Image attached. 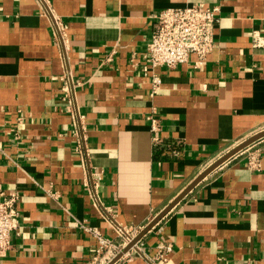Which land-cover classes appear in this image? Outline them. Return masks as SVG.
Listing matches in <instances>:
<instances>
[{
    "label": "crops",
    "instance_id": "0c3cea01",
    "mask_svg": "<svg viewBox=\"0 0 264 264\" xmlns=\"http://www.w3.org/2000/svg\"><path fill=\"white\" fill-rule=\"evenodd\" d=\"M196 2L220 7L216 47L201 65L192 54L155 69L154 91L151 15ZM263 130L264 0H0V191L20 193L0 264H94L98 241L83 223L121 245L119 224L142 227L115 264H264V136L245 147L256 144L258 167L243 148L144 233Z\"/></svg>",
    "mask_w": 264,
    "mask_h": 264
},
{
    "label": "built area",
    "instance_id": "2783aa9c",
    "mask_svg": "<svg viewBox=\"0 0 264 264\" xmlns=\"http://www.w3.org/2000/svg\"><path fill=\"white\" fill-rule=\"evenodd\" d=\"M219 12L220 7L218 5H206L203 2H196L164 7L152 13V32L146 48L148 62L145 65V70H152L154 91L158 90L162 82L161 75L155 72V69L158 67L166 66L174 68L181 63L187 62L192 54H196L198 57L197 65L204 63L217 44L216 27L220 20ZM53 16L56 27L55 33H58L62 29L61 21L58 16ZM256 43L260 42L256 41ZM115 54L116 49L114 48L105 56L104 62L112 61ZM74 87L75 84L73 83ZM65 90L67 91V95H69L68 110L73 114L80 115L74 100V94L72 95L69 87H65ZM149 118L152 120V130L155 132V140H159L157 132L161 129L160 117L153 113ZM24 121V114L18 110L17 123L14 127V133L17 137L21 136L20 125ZM255 145L242 150L247 151L249 154L248 164L251 167H258L260 165V152L257 148L254 149ZM77 150L82 152L81 144L77 145ZM86 154L88 155L87 151ZM91 177L94 188L102 177V172L93 170ZM86 184L87 187L90 186L89 183ZM48 192L52 195L57 194L52 191ZM90 193L96 203L97 199L99 200L96 190L94 192L90 190ZM0 197V257H2L12 247V233L19 226L17 203L20 193L17 190H12L8 193L0 191ZM81 226L98 241L94 264H108L118 252L123 250L124 246L135 238L142 228L133 224H119L117 232L126 237L125 242L121 245L117 244L111 237L104 235L101 230L94 226L85 223L81 224ZM166 250L169 251L170 247H166ZM128 255H132V253L128 252ZM160 257L165 259L164 253H160Z\"/></svg>",
    "mask_w": 264,
    "mask_h": 264
},
{
    "label": "water",
    "instance_id": "95a60500",
    "mask_svg": "<svg viewBox=\"0 0 264 264\" xmlns=\"http://www.w3.org/2000/svg\"><path fill=\"white\" fill-rule=\"evenodd\" d=\"M264 136V130L253 135L252 137H249L248 139H246L245 141H243L242 143H240L239 145H237L236 147H234L233 149H231L230 151H228L227 153H225L224 155H222L217 161H215L211 166H209L205 171H203L200 175H198L191 183L188 187H186L177 197L176 199L170 204L168 205L163 211L162 213L154 220L153 223H151L146 230L144 231V233L150 229L163 215H165L176 203H178L201 179H203L209 172H211L215 167H217L218 165H220L221 163H223L225 160H227L230 156H232L233 154L237 153L238 151L242 150L243 148H245L247 145H249L250 143H252L253 141H255L256 139H258L259 137ZM138 238L134 239L132 242H130V244L124 248V250L119 253L118 255H116L108 264H114L127 250H129L130 246H132L134 244V242L137 240Z\"/></svg>",
    "mask_w": 264,
    "mask_h": 264
}]
</instances>
